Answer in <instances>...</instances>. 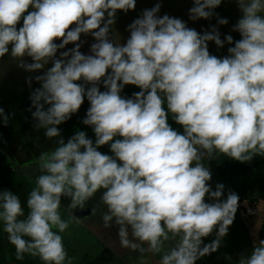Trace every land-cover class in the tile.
I'll return each instance as SVG.
<instances>
[{
	"label": "clouds",
	"instance_id": "9594fccd",
	"mask_svg": "<svg viewBox=\"0 0 264 264\" xmlns=\"http://www.w3.org/2000/svg\"><path fill=\"white\" fill-rule=\"evenodd\" d=\"M221 2L193 0L189 19H210ZM236 3L242 15L231 31L241 38L217 57L208 42L223 48L233 44L231 35L221 40L215 26L201 34L179 18L158 17L160 3L127 25L129 37L117 45L110 26L118 10H135L136 0H0V58L10 53L29 73L51 62L42 75L26 78L29 87L33 79L40 85L30 92L28 111L35 129L59 137L55 150L38 158L42 174L28 194L26 217L19 197L0 190V221L17 260L28 254L43 264H72L59 234L70 223L59 213L61 198H70L73 210L84 209L101 189L104 227L118 226L122 247L156 254L179 237L159 264H195L217 251L239 196L229 191L221 199L223 184L211 190L202 160L223 154L244 163L264 156V0ZM82 34L95 41L90 54L80 51ZM128 85L139 91L124 97ZM85 98L82 124L95 141L77 131L65 142L57 126ZM169 113L182 133L168 123ZM13 115L0 107L4 126ZM104 145L112 155L98 151ZM214 231L216 238L204 244ZM241 264H264V240Z\"/></svg>",
	"mask_w": 264,
	"mask_h": 264
},
{
	"label": "crops",
	"instance_id": "0c3cea01",
	"mask_svg": "<svg viewBox=\"0 0 264 264\" xmlns=\"http://www.w3.org/2000/svg\"><path fill=\"white\" fill-rule=\"evenodd\" d=\"M85 102L81 106L84 111L75 114L83 115V119L89 107V102ZM33 123L35 122L33 121ZM169 124L177 130L176 123L169 122ZM7 127L9 126L7 125ZM57 127L61 137L67 142L71 135L66 128L71 127L65 125H58ZM25 128L22 131L20 127L22 132L17 134L14 133V128L10 126V137H8L7 132L4 136L3 134L0 135V144L9 152L7 157H10L8 162L3 161L0 157V177L6 176L8 170L15 173L16 171L20 172L22 167L31 169L33 165L39 164L38 158L41 153L54 151L57 147L56 141L59 137L49 139L44 134L45 129H35L33 124L27 125ZM81 131L87 132V137L93 142L95 141L94 132L90 126L81 128ZM98 151L112 155L109 145L101 146ZM202 163L211 171L212 178L208 182L211 190L214 191L217 184H223L224 195L221 199H226L228 192L233 191L238 194L239 202L234 222L229 227L227 235L222 238L220 247L217 251L201 257L195 264H241L242 260L250 256L253 247L259 246L260 240H264V156H255L250 162L241 163L223 154H216L211 159L205 157ZM31 173L41 175L38 165ZM30 191L28 187L24 188L22 195H20L26 208ZM103 191V189L99 190L87 202L84 210L70 208L72 212L69 211L71 212L69 216L73 218L76 224L86 230L88 235L95 240V247L99 248H96L94 252H85L80 264H159L162 255L175 246L179 237L165 241L162 252L156 254L146 251L141 255L139 252L122 247L118 238V226L112 223L109 228L104 227L102 217L108 209L100 199ZM205 202L211 203L212 201L208 200L206 196ZM92 208L96 209L94 213L91 212ZM77 212L81 216L77 215L78 217H76ZM215 238L216 233L214 231L202 240L204 244H207ZM144 247L147 248V244Z\"/></svg>",
	"mask_w": 264,
	"mask_h": 264
},
{
	"label": "rangeland",
	"instance_id": "374dc122",
	"mask_svg": "<svg viewBox=\"0 0 264 264\" xmlns=\"http://www.w3.org/2000/svg\"><path fill=\"white\" fill-rule=\"evenodd\" d=\"M157 3L161 4L160 10L157 13L158 17H162L163 15L167 14L170 17L179 18L186 23L187 27L193 28L201 34L210 31L211 28L215 26L220 33L221 40H223L226 35H231L233 37V44L229 45L225 43L223 48H217L214 42L209 41L208 51L212 55L218 54L219 52V54L222 55L227 54V49L229 47H233L234 42L241 38L238 32L231 31L233 26L238 22L242 15L238 9L236 0H222L221 4L213 10L214 14L210 19H199L196 21L190 20L188 15V10L193 6V0H136L135 10L129 11L127 14L119 10L117 11L115 24L110 26V40H112L113 43L117 45L125 43L130 35V33L126 31L127 25H129L134 19L138 18L143 10L151 9ZM260 14L264 15V12ZM219 18H226L228 23L226 25H219L217 23ZM19 26L20 25H18V27ZM81 40L85 42L83 43L80 51L84 54H90L89 48L90 45L95 42L94 39L91 36H84L82 34ZM57 43H59V41H57ZM73 46V44H69L66 46V49L72 48ZM59 51L63 50H58L57 56H59ZM24 59L28 63L32 62L31 58L29 57H25ZM18 63L19 59L12 58L10 53L5 57L0 58V107L4 109L6 114L14 113L8 123L9 127L6 128V126L0 123V135L3 134L4 136L5 132H7L8 137L11 135L10 126L14 128V133L20 134L26 129L25 127L27 125L34 124L31 119V112L28 111L31 105L29 96L30 92L35 88H38L40 85L33 79L31 87H29V85L26 83V78L29 76L35 77L36 75H42L44 70L52 66L51 62H49L44 70H38L36 72L29 73L24 69L17 67ZM103 90L104 88L101 86V91ZM138 91L139 89L135 86L128 85L125 86L121 95L124 97H131L134 92ZM85 101H87L86 98ZM85 101L84 103H86ZM32 110L34 111L35 109L33 108ZM83 111V107H80L78 110V112ZM82 119L83 115L80 116L73 114L68 121L62 123L61 125L71 127L66 128V130L72 136L77 131H81V128L83 129V127L86 126L82 124ZM171 121H173L172 114L169 113L168 123ZM20 127L22 131L20 130ZM182 131L183 129H180L181 133ZM85 133L87 135V132ZM7 155H9V152L6 151L5 147L0 144L1 159L8 162L10 157H7ZM220 157L222 156L220 155ZM37 165H33L31 169L22 167L20 172L16 171L17 173H12L10 170H8L6 176L0 177V190L11 191L13 194H16L21 201L20 195H22V190L24 188L28 187L30 190H32L36 187V179L39 175L32 174L31 171H33ZM39 174H42V172L40 171ZM69 203V198H61L59 213L62 219L70 221V223L68 229H66L65 232L59 234L62 236L67 256L73 258L72 264H80V261L83 259L82 255L87 251L94 252L97 247H95V240L88 235L86 230L76 224L73 218L69 216V213L72 212L68 207ZM21 205L24 206L23 209L26 217L29 209L25 207L23 199L21 201ZM77 215L80 214L77 212L76 217H78ZM23 218L24 217H20V219ZM84 222L87 223V221ZM53 231L58 232V229L53 228ZM0 264H43L39 257H32L28 254L24 255L23 260H17L15 247L9 242L8 234L4 231L3 221H0Z\"/></svg>",
	"mask_w": 264,
	"mask_h": 264
},
{
	"label": "trees",
	"instance_id": "16d2710c",
	"mask_svg": "<svg viewBox=\"0 0 264 264\" xmlns=\"http://www.w3.org/2000/svg\"><path fill=\"white\" fill-rule=\"evenodd\" d=\"M219 53H220V52H219ZM219 53H218V54H215V55H216V56L218 55L217 57H223V56H226V55L228 54V53H227V54H225V55H222V54H219ZM171 122H173V121H171ZM174 123H175V122H174ZM180 129H182V127L179 126V125H177V131H178V132H180Z\"/></svg>",
	"mask_w": 264,
	"mask_h": 264
}]
</instances>
